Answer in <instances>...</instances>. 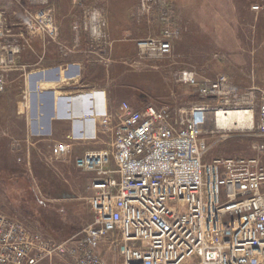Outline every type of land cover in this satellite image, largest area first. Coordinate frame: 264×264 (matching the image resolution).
<instances>
[{"label": "built area", "instance_id": "built-area-1", "mask_svg": "<svg viewBox=\"0 0 264 264\" xmlns=\"http://www.w3.org/2000/svg\"><path fill=\"white\" fill-rule=\"evenodd\" d=\"M15 2L27 13L29 33L58 37L48 0ZM5 26L0 13V93L3 72L16 65L21 52L17 41H7ZM72 30L73 50L81 33L96 48L106 45L105 21L98 10H88ZM172 45L173 35L165 29L158 37L138 41L136 55L145 61L168 58ZM90 49L82 53L107 64L106 56ZM60 52L66 54L63 48ZM174 80L200 102L141 108L118 103L99 119V135L107 145L73 158L77 170L92 175L91 222L80 235L56 240L0 214V264H44L54 258L108 264L101 255L105 245L115 249L119 264H264L262 158L205 159V135L226 141L235 131L217 126L218 112L251 113L253 125L256 110V129L264 137V92L240 89L226 76L202 78L187 68L177 70ZM263 149L257 146V154ZM72 151L66 142L51 150L57 157Z\"/></svg>", "mask_w": 264, "mask_h": 264}, {"label": "rangeland", "instance_id": "rangeland-1", "mask_svg": "<svg viewBox=\"0 0 264 264\" xmlns=\"http://www.w3.org/2000/svg\"><path fill=\"white\" fill-rule=\"evenodd\" d=\"M48 5L59 30L54 40L29 33L25 27L27 13L15 0H0L7 41L20 45V63L28 62L31 68L42 61V65L47 64L44 56L62 55L61 48L68 59L82 56L91 62L86 74L94 81L103 78L117 104L125 101L135 108L147 104L186 107L200 102L190 89L174 80V73L184 68L195 70L202 78L226 76L240 89L264 92V0H48ZM29 7L30 11L35 9ZM91 9L98 10L105 21L106 45L96 48L81 33L80 45L73 50L76 34L72 26ZM165 29H170L173 35L171 56L139 60L136 43L158 37ZM85 47L86 50L93 47L90 51L94 54L106 56L107 64L99 63L97 56L83 54ZM100 64L106 68L103 74L98 68ZM15 66L3 72L5 88L0 93L3 125L14 118L8 97L13 102L24 101L17 73L12 71L15 81L12 77V83L7 80ZM257 123L255 110L252 129L235 130L226 141L205 135L208 146L205 159L260 156L264 164V149L261 154L256 150L257 146H264ZM0 143L2 152L8 140ZM52 147L40 145L42 150H34V155L26 157L0 155V214L17 219L31 231L66 240L78 237L91 222L88 198L92 195L89 190L92 175L77 170L72 157L54 156ZM101 255L108 264L120 263L113 247L105 245ZM44 264L72 263L67 258H54Z\"/></svg>", "mask_w": 264, "mask_h": 264}, {"label": "crops", "instance_id": "crops-1", "mask_svg": "<svg viewBox=\"0 0 264 264\" xmlns=\"http://www.w3.org/2000/svg\"><path fill=\"white\" fill-rule=\"evenodd\" d=\"M44 57L47 64L42 65L40 59L42 62L33 68L28 62L22 64L17 60L16 66L8 73L9 83L14 80L12 71L21 79L24 101L13 102L8 97V107L13 110L11 115L14 118L8 119L6 125L0 122V140H8L0 155L26 157L42 150L40 145L50 148L66 142L73 145L69 155L73 161L86 150L104 148V143L107 145L108 142L99 135V119L117 105L110 97L104 79L94 81L86 74L91 62L82 56L74 55L68 59L55 54ZM52 63L55 65L49 66ZM98 68L102 73L105 67L100 64ZM1 147L0 143V150Z\"/></svg>", "mask_w": 264, "mask_h": 264}, {"label": "bare ground", "instance_id": "bare-ground-1", "mask_svg": "<svg viewBox=\"0 0 264 264\" xmlns=\"http://www.w3.org/2000/svg\"><path fill=\"white\" fill-rule=\"evenodd\" d=\"M251 113L241 112H218L216 115V124L220 128L249 129L252 126Z\"/></svg>", "mask_w": 264, "mask_h": 264}, {"label": "water", "instance_id": "water-1", "mask_svg": "<svg viewBox=\"0 0 264 264\" xmlns=\"http://www.w3.org/2000/svg\"><path fill=\"white\" fill-rule=\"evenodd\" d=\"M58 78H56V80H57Z\"/></svg>", "mask_w": 264, "mask_h": 264}]
</instances>
